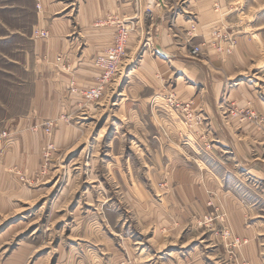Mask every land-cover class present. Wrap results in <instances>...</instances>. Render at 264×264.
I'll return each instance as SVG.
<instances>
[{"label":"rangeland","instance_id":"1","mask_svg":"<svg viewBox=\"0 0 264 264\" xmlns=\"http://www.w3.org/2000/svg\"><path fill=\"white\" fill-rule=\"evenodd\" d=\"M157 1L129 0L134 11L98 21L106 43L73 86L99 83L101 57L126 36L103 98L72 92L78 109L63 111L73 86L61 85V110L34 127L38 165L0 164V264H264V0H168L155 21ZM5 3L0 126L29 111L50 58L32 0L20 12ZM187 5L193 14L178 18ZM55 60L60 82L79 65ZM214 106L246 133L214 131ZM192 170L219 186L202 209L194 202L199 211L183 197L181 173Z\"/></svg>","mask_w":264,"mask_h":264},{"label":"crops","instance_id":"2","mask_svg":"<svg viewBox=\"0 0 264 264\" xmlns=\"http://www.w3.org/2000/svg\"><path fill=\"white\" fill-rule=\"evenodd\" d=\"M22 2L23 0H14V5H11L14 6V11H22ZM167 3L168 0L157 1L158 6L160 5L162 8L157 9L158 13L152 9V16L155 18V21L165 19L164 15L167 9L163 6H168ZM129 4V0H32L33 25L36 28L48 31L47 46L45 51L43 49L42 51L50 54V58L46 60V65L40 67L42 74L41 78L36 82V91L34 97H32L29 111L26 114L8 117V120L4 121L2 126H0V164L5 167L14 165L17 166L16 169L38 165L40 151L38 152L39 149L34 147L32 142L33 136L37 133L34 128L36 123L43 121L45 118L55 117L61 110L62 107L59 105L61 100L57 97L59 96L58 92L61 85L64 87V92L65 87L76 85L77 82L80 83L82 81L80 76L84 71L92 69L86 65L89 55L96 54L102 50L107 40L102 29L98 28L103 27L104 24H98V21L106 18L110 13L119 10L131 13V11H134V7H131V4ZM10 10L8 4L0 5L1 23H7L6 19L1 15ZM194 11L190 5H187L183 8V11L178 13V18L179 14L188 17ZM61 13L63 15H59ZM66 16H69V18ZM93 22H95L96 28ZM77 29H79V34L71 38L77 33ZM105 32L108 33V31ZM0 36L7 37L1 32ZM76 39H80L81 43H83L81 51ZM44 52L41 54H44ZM60 53L64 55V59L65 54L67 55L74 68L77 63L79 64L78 68L73 71L69 68H66L67 71L63 70L62 77L64 78L62 82L56 80L55 72V69L59 70L55 54ZM81 57L85 59L81 60ZM91 76L94 78V72ZM69 80L71 81L70 83L68 82ZM68 90L66 88L65 93L62 95V100L66 103L63 111L78 109V105H74L76 104L75 93ZM206 116L210 119V124L214 131H225L226 133L233 134L239 129V127H232L229 123H225L223 116L216 110L215 106L214 110H209ZM166 120H168L167 117ZM166 124L168 128L170 127V131L172 128L174 130L177 128V124H172L170 120ZM2 131L14 134L11 143H3L1 139H6L7 137L2 135ZM237 133H246V129H240ZM237 143L242 144L240 141H237ZM191 172H193L192 175H187L185 172L181 173L183 197L190 198L191 205L194 208V202H196L202 209L206 206L204 201L208 197V194L211 191H219V186L215 184V180L212 181V178L206 177L202 171L192 170ZM242 208L243 206L241 205H235L231 210H236L238 214H241ZM195 210L199 211L196 208Z\"/></svg>","mask_w":264,"mask_h":264},{"label":"built area","instance_id":"3","mask_svg":"<svg viewBox=\"0 0 264 264\" xmlns=\"http://www.w3.org/2000/svg\"><path fill=\"white\" fill-rule=\"evenodd\" d=\"M108 22V21H106ZM104 23V21L98 22V24ZM34 35L35 36H41V37H46L48 35V31L45 29H35L34 30ZM125 37H118L112 46L109 47L108 49V54L106 56L101 57V63L103 65V72L101 74V79L99 83L91 85L87 88H79L77 86L72 87V92H77L80 93L83 98L86 101L94 102L98 101L103 98L105 94V88H106V83H108L115 72L118 69V64L121 58V55L124 52V41ZM192 52L194 55H198L201 52V47L200 46H194L192 49ZM60 59V57H59ZM53 121H48L46 124V131L48 133H51L53 130ZM8 133L7 131H3L2 135L6 136ZM53 146V143L50 144Z\"/></svg>","mask_w":264,"mask_h":264},{"label":"bare ground","instance_id":"4","mask_svg":"<svg viewBox=\"0 0 264 264\" xmlns=\"http://www.w3.org/2000/svg\"><path fill=\"white\" fill-rule=\"evenodd\" d=\"M109 22V21H108ZM119 25V24H118ZM127 28V27H126ZM128 30V29H127ZM126 32V31H125ZM124 37V36H123ZM126 37V36H125ZM98 62V61H97ZM101 62V61H100Z\"/></svg>","mask_w":264,"mask_h":264}]
</instances>
